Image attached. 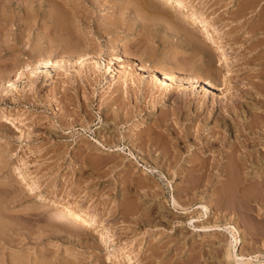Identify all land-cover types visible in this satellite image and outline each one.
<instances>
[{
  "label": "rangeland",
  "instance_id": "rangeland-1",
  "mask_svg": "<svg viewBox=\"0 0 264 264\" xmlns=\"http://www.w3.org/2000/svg\"><path fill=\"white\" fill-rule=\"evenodd\" d=\"M197 1L198 14L214 18L220 33L212 39L204 33L203 47L193 41L192 48L164 0H0V264H228L217 241L229 233L198 226L217 217L224 222L228 210L238 211L230 220L239 229L235 249L257 254L253 264L264 262L260 188L238 198L233 193L244 192L242 183L243 191L230 189L221 202L211 196L213 180L182 190L193 156L216 155L218 146L208 151L205 144L222 116L216 105L240 89L264 95V0L172 5L185 12ZM214 39L226 43L233 59ZM47 60L61 65L36 66ZM150 67L174 75L175 87L155 84ZM186 74L218 87L178 85ZM117 93L123 102L112 100ZM241 101L229 110L246 119ZM7 110L17 118L5 117ZM115 113L117 122L110 119ZM243 129L237 133L245 136ZM24 169L44 189L81 197L102 220L70 231L75 214L59 215L41 203ZM172 194L190 204L187 210L171 211L180 209ZM200 204L213 212L208 221ZM102 225L117 252L100 238Z\"/></svg>",
  "mask_w": 264,
  "mask_h": 264
},
{
  "label": "bare ground",
  "instance_id": "bare-ground-1",
  "mask_svg": "<svg viewBox=\"0 0 264 264\" xmlns=\"http://www.w3.org/2000/svg\"><path fill=\"white\" fill-rule=\"evenodd\" d=\"M164 1H166L167 3H169L171 5L170 6L171 10L173 9V11H171V14L173 13V16H175V19H177L175 21H177L178 25L180 26V29L183 30L184 38L186 39L189 37L190 41H187V43L186 42L185 43L192 45L191 46L192 48L197 47L195 42L201 46L203 45V42H205L204 37H203L204 33L210 34L211 39L213 38L214 35L220 33V27L216 24V21L213 20L214 18L211 19L210 17H207L205 15L198 14L200 12V10L202 9V6H200V3L198 1L192 3L190 6H188L185 9V12H182L181 10L176 9V7H177L176 5H178V4H174V3L177 0H164ZM173 1H175V2L172 5ZM151 3H152V5H155V3H153V1ZM194 31H197V33H194ZM214 40H216L218 48L223 53V56L225 57V59L229 60L230 58H232V56L228 55L227 53H224L225 48H228L226 46V43H223L217 39H214ZM193 41H195V42H193ZM204 44H206V43H204ZM124 50H126V49H123V52H126ZM114 58L116 59L114 54L111 53V55L109 57V61L112 62V60ZM83 61H84V58H83ZM81 62H82V58L78 59V64ZM37 63H35V65ZM51 64L56 65V66L61 65V64H58V61L53 62V61L47 60V61H41L36 66L37 67L38 66L46 67V66L51 65ZM29 69H31L30 72L32 73L35 71L36 67L35 66L33 68L30 67ZM210 70H211V68H210ZM117 71H118V75L120 74L119 75L120 77H122L124 75V73L119 68ZM148 71H149L150 77L152 78V80H154V83L159 85V87H162L163 90L169 89L170 86L173 84L172 82L175 81V78L173 77L174 75L170 76L167 74L168 72L165 73L163 71H159V70H157V67H156V69L150 67L148 69ZM138 74L140 75L141 73L138 72ZM124 79L125 78H123L122 84L124 83ZM13 83H14V81L10 82L8 85L13 86ZM178 83H179L178 85L184 84V85L190 86V89L192 87H194V85L196 83L201 85L204 88V90L207 88L218 87V86H215L213 83H211V81H209V80H205L204 78H201L198 76H193L191 74H188L186 77L180 78ZM253 83H255V82H253ZM257 84H258V82H257ZM252 85H254V84H252ZM256 85L252 86L251 88L254 87L253 89H255ZM171 87L173 88V87H175V85H172ZM258 92L259 91L256 89L255 90L240 89L236 93L231 92V93H229V95H226V98H228V101H225L224 103H219L218 105H216V109H219V112H221L220 114L222 116L217 118V121H219V122L213 123V125L210 127L209 132H208L209 136L206 138L205 144H206V146H208V151L211 150V147L213 145L214 146L217 145L218 150L215 153L216 155L212 156L211 160H208L209 157L206 158L205 155L204 156H198V155L193 156V158L190 160V162L193 159L196 160L197 162L195 161L196 163H193V161H194L193 160L190 164L191 166L189 165V167H188L189 169H187L189 174H190V176H188L189 178L188 179L186 178L187 177L186 173L182 176L186 180V184H185L184 188H182V190L185 191V193H186V189L187 190L193 189L195 187H198L199 185H203L206 188L207 183H209V182L211 183V181L213 180L214 182H213V187H212L213 190L211 189L212 190L211 196H214L217 202H221L222 198L223 199L226 197L230 198L229 197V194H230L229 190L233 189L235 191V189L237 190L239 187L241 188L242 183H243V186L246 185L248 187L245 186V189L242 187L244 189V192H242L241 194L239 193V191L238 192L236 191L235 193H233V195L236 194L235 196H237L238 198L245 199L246 197H249V196L251 197L250 194H252V193H250V192H252L253 190L256 191L257 188L259 190V188H260L261 190H259V191H261V192H259L258 190H257V192H259L258 194L259 195L261 194L260 196H263L262 198H264V114L261 113L262 109L260 108V106L264 105V95L262 93L258 94ZM242 97L246 98V119H244V117L240 116L238 113H236V115H235L234 113L237 111L232 113L233 110H229V109H235V108L237 109V107L239 108L240 107L239 105L243 104L242 103L243 101H241ZM118 98L122 99L121 102H123V97L119 93L115 94L112 100H117ZM124 102H125V100H124ZM203 104L204 103H202V105ZM247 105L250 108H254L258 111H256L255 113L248 111ZM223 110L227 111L228 115L225 113V115L227 117L224 116V113H222ZM248 112H250V114ZM128 113H130V112L128 111ZM2 114L3 115L5 114V117H7V118H11V119L17 118V116H15L13 112L8 111V110ZM104 115H105V113H104ZM126 115H127V113H126ZM115 117H117L116 113L113 116V118H110V119L113 122H115V121L117 122V120H115ZM104 119H106V118L103 117V120ZM125 120H127V117ZM144 120L145 119H143V118L139 119L138 128H139V126L145 124ZM102 125L106 126V123H105V125L102 123ZM107 126H108V124H107ZM243 128H245V131H246L245 136L243 135L244 133H242V134L237 133V132H239L237 130H239V129H240V131L244 130ZM157 132L159 133V131H157ZM210 137H211V139H210ZM225 138L228 139L227 144L223 145L222 147L219 146L220 143L222 144V142L226 141ZM109 139L112 140L110 137H108L106 140H109ZM109 141H107V144ZM110 144H112V143H110ZM114 146H116V144ZM111 147H113V146H111ZM111 150H113V149H111ZM214 152H215V150H214ZM160 156L162 157L161 154H160ZM24 172L27 176H29L30 184L33 186V188H35L36 195L40 197L41 203L45 202L43 204L49 205V208L52 211L53 210L57 211V214H59V215L64 214L65 216H68V214H70V213L75 214V216H73L69 219L68 228L71 229V230L69 229L70 231H72V229L74 230V228H75V230H77V226L82 225L83 222L88 223L90 220H95L97 218L100 219V217L97 215V213L94 210H92L90 207L85 206L82 203L81 197L76 196L75 199H68V198L72 197L73 195L70 194L69 197H65L61 193H56L54 191L44 189L43 187L40 186L38 181L34 178V176L31 174V172L28 169H24ZM180 177H181V175H180ZM247 188L249 189V191ZM222 189L227 194L223 191H220ZM243 189L241 191H243ZM246 190L249 193V196L247 195L248 193L246 192ZM250 190H252V191H250ZM221 192H223V193H221ZM237 193H239V194H237ZM255 195L257 196V194H255ZM254 198H256V197H254ZM262 198H260V200ZM172 202H173L174 207L180 208V209H178L179 211H175V209L171 210L175 213H182L185 210H187V208L190 206V204L185 205L183 203H180L181 201H179L178 198L176 196H174L173 194H172ZM187 202H189V201H187ZM200 205L203 208V211L200 212L199 215L201 218L204 217L206 220L209 218V215L212 214L213 212L210 211L207 204H200ZM76 209L81 210V212L77 213ZM247 210L249 211L250 209H247ZM147 212L149 214L152 213L151 211H147ZM237 212H235L233 210L232 211L228 210L227 211V213L229 214L228 217L225 216L226 212H222L223 216H225L227 218V220L224 218L225 219L224 222L219 223L217 220V218H218L217 217L216 219H214L210 223L206 222V223L199 224L198 226L201 229H205V230H221V229H224V230H226V232L229 233L230 238L227 240L226 239L228 237L227 236L225 238L226 241H224V243H220L217 241V246L219 245L218 248L223 251V258L226 259L228 264H233V262H235L237 264H253L252 261L254 259L252 260L251 258H253V257L256 258L257 254H254V255H251V254L247 255L246 254V256H245L243 253L238 251L237 248L235 249L236 242L238 240H240V235L237 234L239 229H238V225L231 223L230 220L237 217V216L235 217V215H237L236 214ZM257 213H259V211H257ZM65 216H63V217H65ZM223 216H221L222 220H223ZM100 220H102V219H100ZM206 221H208V220H206ZM207 228H210V229H207ZM249 228H250V226L248 227L246 225V230H249ZM101 229L102 230H101V234H100L101 237L100 238L103 237L102 239L104 241L108 242L109 246H112L111 249H113V252H117V249L115 247H113V245H112V238H113L112 235L113 234L109 232V229L105 225H102ZM169 231H171V230L169 229ZM116 257H118V256H116ZM256 260L259 261L258 264H264V262L260 261L259 259H256Z\"/></svg>",
  "mask_w": 264,
  "mask_h": 264
}]
</instances>
